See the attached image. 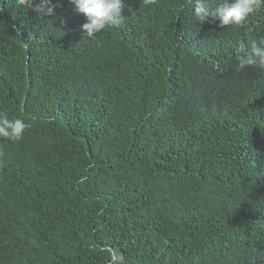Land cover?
I'll return each instance as SVG.
<instances>
[{
  "label": "trees",
  "instance_id": "16d2710c",
  "mask_svg": "<svg viewBox=\"0 0 264 264\" xmlns=\"http://www.w3.org/2000/svg\"><path fill=\"white\" fill-rule=\"evenodd\" d=\"M123 5L89 38L70 0H0V112L31 125L0 137V264H264V0Z\"/></svg>",
  "mask_w": 264,
  "mask_h": 264
},
{
  "label": "clouds",
  "instance_id": "9594fccd",
  "mask_svg": "<svg viewBox=\"0 0 264 264\" xmlns=\"http://www.w3.org/2000/svg\"><path fill=\"white\" fill-rule=\"evenodd\" d=\"M155 0H145L146 4L154 3ZM74 10L86 17L82 25L84 36L94 37L106 27L119 28L124 24L123 0H70ZM17 4L32 8L44 16L53 12L49 6L51 0H17ZM257 0H223L215 10L209 7V0H195L193 15L196 21L203 22L210 16L218 17L222 26H240L255 11ZM245 66H259L264 68V47L253 44L250 48L241 47L238 70ZM31 125L22 118H10L6 113L0 112V137L12 141H18ZM119 256L113 254L112 264H117Z\"/></svg>",
  "mask_w": 264,
  "mask_h": 264
}]
</instances>
